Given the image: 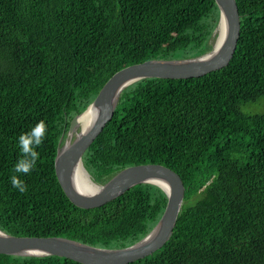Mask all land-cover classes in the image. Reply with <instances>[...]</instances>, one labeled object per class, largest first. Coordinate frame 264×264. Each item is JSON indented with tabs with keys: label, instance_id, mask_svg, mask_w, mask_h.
<instances>
[{
	"label": "trees",
	"instance_id": "trees-1",
	"mask_svg": "<svg viewBox=\"0 0 264 264\" xmlns=\"http://www.w3.org/2000/svg\"><path fill=\"white\" fill-rule=\"evenodd\" d=\"M240 33L227 65L191 78H143L125 87L83 154L94 182L160 163L182 178L170 238L127 264H264V0H236ZM214 0H0V229L118 248L156 224L167 201L152 183L93 208L69 201L55 175L59 138L105 81L127 65L212 48ZM178 53L175 57L174 54ZM48 126L20 193L10 177L21 132ZM118 242V244H114ZM0 264H82L57 255L0 254Z\"/></svg>",
	"mask_w": 264,
	"mask_h": 264
},
{
	"label": "water",
	"instance_id": "water-1",
	"mask_svg": "<svg viewBox=\"0 0 264 264\" xmlns=\"http://www.w3.org/2000/svg\"><path fill=\"white\" fill-rule=\"evenodd\" d=\"M219 9L218 27L225 24L224 36L217 46L200 55L183 58H151L133 63L115 71L102 85L87 107L71 118L66 132L59 138L53 166L58 183L65 196L79 208L100 206L121 195L134 185L152 183L166 194L165 208L152 229L131 245L104 248L63 236H16L0 229V254L19 256L57 255L82 264H127L150 255L171 236L184 202L185 186L180 175L160 163L134 164L122 168L104 183L92 180L83 165L82 157L93 140L112 118L122 90L143 78H191L199 77L224 67L231 60L240 33V15L236 0H214ZM101 109L95 126L85 132L79 128L77 118L89 107ZM88 128V127H87ZM80 165L96 190L83 191L75 179ZM167 185L165 189L156 181Z\"/></svg>",
	"mask_w": 264,
	"mask_h": 264
},
{
	"label": "clouds",
	"instance_id": "clouds-1",
	"mask_svg": "<svg viewBox=\"0 0 264 264\" xmlns=\"http://www.w3.org/2000/svg\"><path fill=\"white\" fill-rule=\"evenodd\" d=\"M92 113V118L89 121L88 128L85 129V132L95 126L96 121L100 118L101 109L93 106ZM47 130L48 126L45 121L40 120L35 123L34 126L30 127L28 131L21 132L18 136L17 143L20 156L13 166L12 171L14 174L10 177V180L13 188L17 189L22 194L27 191V185L19 179L15 173H23L27 175L36 167L39 153L35 148L42 144Z\"/></svg>",
	"mask_w": 264,
	"mask_h": 264
},
{
	"label": "bare ground",
	"instance_id": "bare-ground-1",
	"mask_svg": "<svg viewBox=\"0 0 264 264\" xmlns=\"http://www.w3.org/2000/svg\"><path fill=\"white\" fill-rule=\"evenodd\" d=\"M216 32H217V35H216L215 40H217V43L215 44V46L220 44L224 36V33H225V24L223 22V19L220 22L219 27H217ZM92 115H93L92 107H89L88 110H86V112H83L82 114H80L77 118L79 128H82L83 130L86 129L88 127L89 121L92 118ZM75 179H76V183L78 184V186L87 193H90L91 191H95L97 189L96 186L91 181H89L87 176L84 174L80 165H78L75 170ZM156 182L159 183L165 189L167 188V185L165 183L159 180H157Z\"/></svg>",
	"mask_w": 264,
	"mask_h": 264
},
{
	"label": "rangeland",
	"instance_id": "rangeland-1",
	"mask_svg": "<svg viewBox=\"0 0 264 264\" xmlns=\"http://www.w3.org/2000/svg\"><path fill=\"white\" fill-rule=\"evenodd\" d=\"M218 27H219V25H218ZM216 30H217V28H216ZM216 30L214 29L213 32H212V38L210 40L211 45L213 44V42H214V40L216 38V35H217ZM174 56L177 57L178 53H175ZM241 109H242L243 112H246V113H259V112H262V111H264V100H262L259 103L254 102V103L243 104L241 106ZM114 244H118V242H115Z\"/></svg>",
	"mask_w": 264,
	"mask_h": 264
}]
</instances>
